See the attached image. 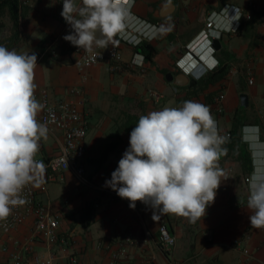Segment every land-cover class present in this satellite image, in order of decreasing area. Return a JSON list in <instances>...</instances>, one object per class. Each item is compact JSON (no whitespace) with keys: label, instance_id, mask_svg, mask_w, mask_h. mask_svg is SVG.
<instances>
[{"label":"crops","instance_id":"obj_1","mask_svg":"<svg viewBox=\"0 0 264 264\" xmlns=\"http://www.w3.org/2000/svg\"><path fill=\"white\" fill-rule=\"evenodd\" d=\"M75 2L80 5L81 0ZM125 3L130 6L127 18L134 27H150V32L157 31L153 25L161 28L149 41L157 53L151 61H145V72L127 66L142 54L118 35L106 49L118 46L126 67L113 71L108 62H102L80 71L69 53L73 45L63 39L72 31L61 16L63 0H29L17 34L8 11L0 15V45L37 56L36 91L47 89L52 101H82L80 110L88 122L83 143L90 184L81 183L68 170L61 180L48 186L47 192L39 193L58 218V230L68 238V248L64 251L60 244L48 248L40 241L34 246L35 253H53L55 264H69L70 255H76L79 264H111L113 254L122 252L117 264H264V229L250 227L251 213L247 209L251 178L264 172V0ZM250 4L252 19L242 20L236 32H224L219 37L221 48L212 54L209 40L201 36L208 20L231 27L235 22L230 15H235L238 8L248 10ZM48 41L55 42L59 55L41 58L40 51ZM191 49L201 53L211 66L218 64L202 81L194 82L190 76L179 78L197 63L190 56ZM169 73L173 75L171 80ZM250 74L252 84L248 81ZM151 91L160 93L161 98L151 96ZM222 93L224 112L219 114L215 104ZM243 94L247 96L246 105ZM187 100L209 106L218 131L233 132L221 144L218 166L224 176L206 215L196 223L174 215L154 220L150 206L137 202L131 209L128 200L100 190L101 186L108 188L105 181L111 179L129 147L130 133L139 117L166 106L180 107ZM62 139L60 130L47 134L39 141L37 154L56 155ZM89 204L93 211L85 219ZM163 223L176 237L171 251L158 245ZM32 227L33 220L29 219L13 231V236L25 238ZM238 239L244 243L236 247L233 244Z\"/></svg>","mask_w":264,"mask_h":264},{"label":"clouds","instance_id":"obj_2","mask_svg":"<svg viewBox=\"0 0 264 264\" xmlns=\"http://www.w3.org/2000/svg\"><path fill=\"white\" fill-rule=\"evenodd\" d=\"M129 7L125 0H81L80 5L63 0L61 16L72 29L63 39L88 53L106 49L123 30ZM209 49L216 51L211 43ZM189 53L197 59L186 70L194 79L218 65L211 66L195 49ZM36 67L34 53L0 45V221L26 202L24 188L45 167L35 159L39 141L48 133L37 120L43 105L35 96ZM222 143L207 105L187 100L180 107L150 111L139 117L129 147L105 186L128 200L131 209L137 202L150 206L154 220L174 215L196 223L214 202L224 176L218 166ZM247 209L250 227L264 229V172L251 178Z\"/></svg>","mask_w":264,"mask_h":264},{"label":"built area","instance_id":"obj_3","mask_svg":"<svg viewBox=\"0 0 264 264\" xmlns=\"http://www.w3.org/2000/svg\"><path fill=\"white\" fill-rule=\"evenodd\" d=\"M29 0H21V6L27 5ZM253 4H250L248 10L237 9L235 15H230V19L234 16V24L231 27L217 26L214 19L208 20L207 28L201 32V36L209 40L212 44L213 38H219L224 32H236L244 19H252ZM21 25V23H20ZM156 32H150L149 28L134 27L133 23L126 17L123 30L117 34L122 40L137 46L142 41H150L154 39L161 31L157 25ZM212 31L214 33H212ZM217 33V35H215ZM73 64L83 71L98 63L108 62L111 70L119 71L123 69L122 52L118 46H112L109 49H95L93 53H88L84 49L72 46L69 49ZM51 55L57 57L59 55L58 48L55 47L54 41H48L44 44L40 51V57ZM140 59L133 58L127 66L130 68H138L141 72H145V59L140 55ZM200 75H196L199 78ZM248 80L253 83V77L250 74ZM150 95L155 98H161V94L151 91ZM36 99L43 105L42 110L38 113L37 120L46 125L47 134H53L60 130L63 139L60 144L59 152L51 157L45 155H36L35 159L44 164V171L33 183L28 184L23 192L22 197L25 203L12 209L11 215L3 221H0V264H55V255L53 253L48 256L37 254L34 246L37 242L43 241L48 248L56 244H60L63 250L68 248V238L61 236L59 233V220L54 215L52 209L39 198V193L47 192L51 183L62 179L64 172L73 171L81 183L89 185L90 181L86 174L85 146L84 139L88 131V122L80 110V104L73 100L61 99L52 101L47 89L39 92L35 91ZM225 94L222 93L216 98L215 111L217 113L224 112L223 102ZM219 136L223 137V141L232 137L230 131H218ZM104 192L111 193L115 197H119L111 188L98 187ZM120 198V197H119ZM29 219L33 220L32 231L25 238L13 236V231L24 224ZM132 243L131 238L126 239ZM244 243L243 239L234 241V246L239 247ZM158 245L164 251H171L176 245V237L171 232L166 223L159 227ZM245 253H249L244 248ZM122 253H116L112 256L111 264H117ZM69 264H79L76 255L68 256Z\"/></svg>","mask_w":264,"mask_h":264},{"label":"trees","instance_id":"obj_4","mask_svg":"<svg viewBox=\"0 0 264 264\" xmlns=\"http://www.w3.org/2000/svg\"><path fill=\"white\" fill-rule=\"evenodd\" d=\"M26 6H21V0H0V15L4 12L8 11L11 21L13 23V28L15 33L17 34L19 31L20 23L24 17V13L26 12ZM136 49L139 53L144 56L145 61H151L155 54L157 53V48L149 41H142L140 44L136 46ZM206 76L202 77L201 79L197 80L191 78L192 81H202L205 79ZM232 136H233V132ZM93 205L89 204L86 207V214L85 219L89 216V213L93 211Z\"/></svg>","mask_w":264,"mask_h":264},{"label":"water","instance_id":"obj_5","mask_svg":"<svg viewBox=\"0 0 264 264\" xmlns=\"http://www.w3.org/2000/svg\"><path fill=\"white\" fill-rule=\"evenodd\" d=\"M167 4H169V2H167ZM171 5H172L173 7H175L174 4H171ZM166 11H167V10H166ZM169 13H170V12H169ZM166 14H168V12L165 13L164 15H166ZM212 46L215 48V50H219V49L221 48V40H220V38H213V39H212ZM167 77L169 78V80H171V79L173 78L172 73H169V74L167 75ZM179 78H185V79H188L189 76L186 75L185 73H180V74H179ZM246 98H247V96H246L245 94H243V95H242V100H243L244 105H246Z\"/></svg>","mask_w":264,"mask_h":264}]
</instances>
